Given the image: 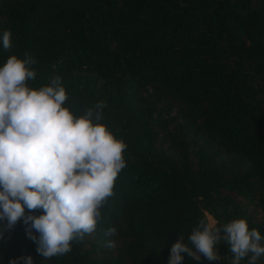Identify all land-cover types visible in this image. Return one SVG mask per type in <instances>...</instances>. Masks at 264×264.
<instances>
[{"label": "trees", "instance_id": "obj_1", "mask_svg": "<svg viewBox=\"0 0 264 264\" xmlns=\"http://www.w3.org/2000/svg\"><path fill=\"white\" fill-rule=\"evenodd\" d=\"M10 55L35 61L29 86L60 76L74 115L104 101L127 149L91 235L45 260L21 220L0 236V264H167L205 217L264 236V0H0V66Z\"/></svg>", "mask_w": 264, "mask_h": 264}, {"label": "clouds", "instance_id": "obj_2", "mask_svg": "<svg viewBox=\"0 0 264 264\" xmlns=\"http://www.w3.org/2000/svg\"><path fill=\"white\" fill-rule=\"evenodd\" d=\"M4 30L2 45L11 47ZM30 56L10 55L0 66V236L17 222L45 260L64 256L74 242L91 235L101 219V208L114 195L118 174L126 167L127 144L102 123L104 101L74 115L65 105L68 94L61 77L39 87L29 86L36 72ZM27 209V214H26ZM41 210L39 215H33ZM35 231V234L33 232ZM116 227L104 230L106 237ZM185 240L188 243H185ZM225 243L231 264H258L264 256V236L249 229L243 217L219 224L201 218L187 238L178 234L170 246L167 264H183L222 257L216 249ZM108 247L113 246L111 239ZM9 264H33L31 255L10 258Z\"/></svg>", "mask_w": 264, "mask_h": 264}, {"label": "rangeland", "instance_id": "obj_3", "mask_svg": "<svg viewBox=\"0 0 264 264\" xmlns=\"http://www.w3.org/2000/svg\"><path fill=\"white\" fill-rule=\"evenodd\" d=\"M219 254L222 258L217 262H221L223 264H231L232 255L231 253H228V250H225Z\"/></svg>", "mask_w": 264, "mask_h": 264}]
</instances>
